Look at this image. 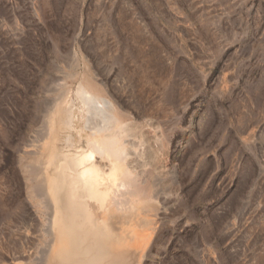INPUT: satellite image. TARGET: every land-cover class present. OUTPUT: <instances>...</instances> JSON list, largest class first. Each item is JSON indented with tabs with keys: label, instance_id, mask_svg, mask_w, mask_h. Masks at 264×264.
I'll return each mask as SVG.
<instances>
[{
	"label": "rangeland",
	"instance_id": "374dc122",
	"mask_svg": "<svg viewBox=\"0 0 264 264\" xmlns=\"http://www.w3.org/2000/svg\"><path fill=\"white\" fill-rule=\"evenodd\" d=\"M86 75L164 196L143 264H264V0H0V263L45 250L24 165Z\"/></svg>",
	"mask_w": 264,
	"mask_h": 264
},
{
	"label": "bare ground",
	"instance_id": "6f19581e",
	"mask_svg": "<svg viewBox=\"0 0 264 264\" xmlns=\"http://www.w3.org/2000/svg\"><path fill=\"white\" fill-rule=\"evenodd\" d=\"M86 78V83L79 85L84 124L78 135L64 133L66 128L76 126L69 114L72 106L64 108L63 102L64 109L59 106L51 115L48 113L49 136L30 159L32 162L28 160L30 164L24 165L32 172L37 167L33 173L36 176L31 177L39 179L36 188L30 186V201L25 205L29 211L27 225L24 223L29 233L41 228L46 243L40 256H33L29 249L19 255L15 251L13 264H143L150 249L153 222L164 196L153 189L150 181L141 178L134 166L147 152L132 154L129 149L132 146H128L126 124L130 123L117 115L105 90L87 75ZM70 101L69 106L73 104ZM68 146L71 148L66 149Z\"/></svg>",
	"mask_w": 264,
	"mask_h": 264
}]
</instances>
